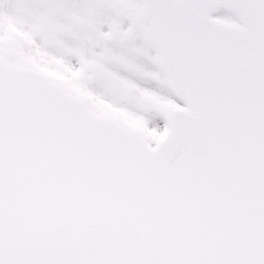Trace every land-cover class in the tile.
Here are the masks:
<instances>
[{"label": "snow or ice", "instance_id": "6c2138e0", "mask_svg": "<svg viewBox=\"0 0 264 264\" xmlns=\"http://www.w3.org/2000/svg\"><path fill=\"white\" fill-rule=\"evenodd\" d=\"M0 264H264V0H0Z\"/></svg>", "mask_w": 264, "mask_h": 264}]
</instances>
